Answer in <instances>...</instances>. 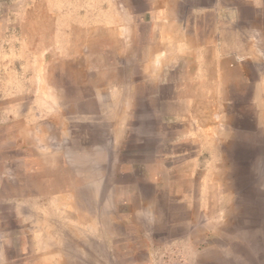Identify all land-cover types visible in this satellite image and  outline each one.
<instances>
[{
  "label": "rangeland",
  "instance_id": "obj_1",
  "mask_svg": "<svg viewBox=\"0 0 264 264\" xmlns=\"http://www.w3.org/2000/svg\"><path fill=\"white\" fill-rule=\"evenodd\" d=\"M0 264H264V0H0Z\"/></svg>",
  "mask_w": 264,
  "mask_h": 264
}]
</instances>
